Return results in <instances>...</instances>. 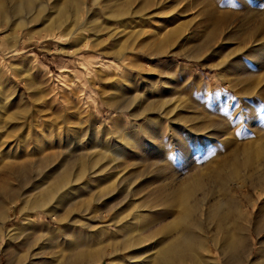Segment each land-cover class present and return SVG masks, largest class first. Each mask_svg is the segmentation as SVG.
Wrapping results in <instances>:
<instances>
[{"label":"rangeland","instance_id":"374dc122","mask_svg":"<svg viewBox=\"0 0 264 264\" xmlns=\"http://www.w3.org/2000/svg\"><path fill=\"white\" fill-rule=\"evenodd\" d=\"M41 1L55 18L60 0ZM86 8L87 36L63 44L0 24V264H60L84 246L140 264L178 212L160 185L207 179L264 137V0ZM258 156L233 195L264 170ZM251 238L255 251L264 230Z\"/></svg>","mask_w":264,"mask_h":264},{"label":"bare ground","instance_id":"6f19581e","mask_svg":"<svg viewBox=\"0 0 264 264\" xmlns=\"http://www.w3.org/2000/svg\"><path fill=\"white\" fill-rule=\"evenodd\" d=\"M46 3L41 0H0V24L11 20L12 24L29 23V36L44 31L46 37L62 44L78 32L87 36L85 26L91 25V21H87L88 13H83V9H87V0H60L56 17L52 19L51 13L43 16ZM105 8H110L109 1ZM125 8V5L117 6L116 12L110 16L114 19L126 16ZM118 22L122 26L123 21ZM229 150L221 169L211 177L204 179L195 174L173 187L160 185L155 198L169 200L178 212L166 227L152 231V234H170L171 237L159 241L154 255L140 264H264V240L259 241L254 251L251 238L252 233L259 236L264 230V202L256 210L258 199H264V170L248 184H235L243 193L242 197L236 192L233 195L231 190L232 182L242 181L239 173L251 171L258 155L264 154V137L255 152L246 151L241 159L239 148ZM224 167L229 170L225 172ZM43 204L37 200L30 206L35 210L36 206ZM27 205L23 203V208ZM113 253L108 255L111 260L115 256ZM105 256L100 249L84 246L60 264H99Z\"/></svg>","mask_w":264,"mask_h":264}]
</instances>
